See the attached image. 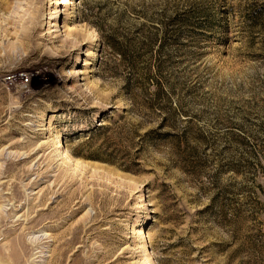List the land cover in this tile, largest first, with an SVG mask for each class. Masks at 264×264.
<instances>
[{
  "label": "rangeland",
  "instance_id": "1",
  "mask_svg": "<svg viewBox=\"0 0 264 264\" xmlns=\"http://www.w3.org/2000/svg\"><path fill=\"white\" fill-rule=\"evenodd\" d=\"M55 1L0 0V264H264V0Z\"/></svg>",
  "mask_w": 264,
  "mask_h": 264
},
{
  "label": "bare ground",
  "instance_id": "2",
  "mask_svg": "<svg viewBox=\"0 0 264 264\" xmlns=\"http://www.w3.org/2000/svg\"><path fill=\"white\" fill-rule=\"evenodd\" d=\"M58 1V2H57ZM57 1H55L56 2V4L58 3V4H60V5H66V4H68V1L67 0H57ZM64 152V155H66L65 153H66V150L65 151H63ZM63 155V156H64ZM143 201V200H142ZM147 242V240L146 239H144V243H146Z\"/></svg>",
  "mask_w": 264,
  "mask_h": 264
}]
</instances>
